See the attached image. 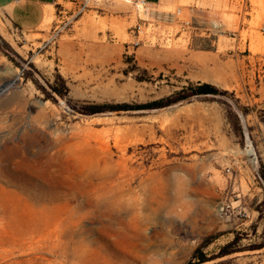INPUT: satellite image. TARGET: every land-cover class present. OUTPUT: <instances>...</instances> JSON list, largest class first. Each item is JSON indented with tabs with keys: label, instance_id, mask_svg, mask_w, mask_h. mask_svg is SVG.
Here are the masks:
<instances>
[{
	"label": "rangeland",
	"instance_id": "1",
	"mask_svg": "<svg viewBox=\"0 0 264 264\" xmlns=\"http://www.w3.org/2000/svg\"><path fill=\"white\" fill-rule=\"evenodd\" d=\"M227 1L215 28L172 25L168 35L163 14L121 31L98 12L81 25L80 5L63 0L34 32L0 25V264H264V165L248 189L233 185L239 178L228 168L199 172L190 149L198 126L185 120L190 102H214L242 142L239 114L264 117L257 88L82 113L95 103L136 106L195 82L174 66L186 37L199 50L263 54L261 0ZM136 8L141 17L148 11ZM140 23L149 38L135 36ZM40 110L46 120H30Z\"/></svg>",
	"mask_w": 264,
	"mask_h": 264
},
{
	"label": "crops",
	"instance_id": "2",
	"mask_svg": "<svg viewBox=\"0 0 264 264\" xmlns=\"http://www.w3.org/2000/svg\"><path fill=\"white\" fill-rule=\"evenodd\" d=\"M60 1L0 0V25L8 24L22 32H34L48 23L52 16L57 15ZM63 1L80 5L82 14L78 21L81 25L91 20L93 12H98L101 14L99 20L108 26L116 24L121 31L131 28L134 21L139 22L141 18L157 12L168 19L169 23H166V31H164L167 35L172 25H179L184 30L215 28L217 14L221 12L220 8L229 2L227 0H145L144 7H147L148 11H144L141 17V13L136 8L141 0H96L94 9L88 6L90 0ZM83 4L85 7L82 8ZM260 5H264L263 0L260 1ZM132 32L129 31V34L134 37L135 34ZM135 36L149 38V34L145 31ZM193 39L185 38L186 48L181 49L182 55L176 58L174 64L182 76L189 81L208 82L224 88H243L244 85L247 88H257L259 95L255 100L264 104V53L235 55L219 47L215 50H199L193 46ZM218 41L217 44H231L226 40ZM256 76L260 80L254 84ZM189 104L193 115L185 120H195L198 126L197 137L190 144V149L196 152L193 157L197 156L199 160L192 165H199V172L212 173L215 177L218 172L228 168L236 174L237 179L239 178L237 182H232L233 185L244 189L255 186L260 179L262 181L260 172L264 165V117L253 110L239 114L243 126L241 142L230 127L228 121L230 119L218 104L199 99ZM221 182L225 184V181Z\"/></svg>",
	"mask_w": 264,
	"mask_h": 264
},
{
	"label": "trees",
	"instance_id": "3",
	"mask_svg": "<svg viewBox=\"0 0 264 264\" xmlns=\"http://www.w3.org/2000/svg\"><path fill=\"white\" fill-rule=\"evenodd\" d=\"M220 88L212 83L208 82H189L188 85L175 90L168 96L158 98L149 102H145L139 105H131L129 103H95L85 106L82 113L87 115H94L104 112H121L132 110H154L162 109L173 104L190 100L194 97L200 96H215L220 93ZM229 253V252H228ZM207 261L203 259L202 262Z\"/></svg>",
	"mask_w": 264,
	"mask_h": 264
},
{
	"label": "bare ground",
	"instance_id": "4",
	"mask_svg": "<svg viewBox=\"0 0 264 264\" xmlns=\"http://www.w3.org/2000/svg\"><path fill=\"white\" fill-rule=\"evenodd\" d=\"M140 6H142V5H140ZM11 86H13V82H12ZM15 96H17V95H15ZM18 97L19 96H17V98ZM19 102H22V100L20 99ZM29 118H30V120H46V114H44L43 110H40L39 113L36 116H32L31 115ZM69 249H70V247H69Z\"/></svg>",
	"mask_w": 264,
	"mask_h": 264
},
{
	"label": "built area",
	"instance_id": "5",
	"mask_svg": "<svg viewBox=\"0 0 264 264\" xmlns=\"http://www.w3.org/2000/svg\"><path fill=\"white\" fill-rule=\"evenodd\" d=\"M144 3H145V0H141V1H140V5H142L143 7L145 6ZM83 7H85V4H83L82 8H83ZM143 27H144V26H143V24H141V23L138 24V25L136 26V29H137L138 33H140V32L143 30ZM261 30H262V32L264 33V26L262 27Z\"/></svg>",
	"mask_w": 264,
	"mask_h": 264
},
{
	"label": "water",
	"instance_id": "6",
	"mask_svg": "<svg viewBox=\"0 0 264 264\" xmlns=\"http://www.w3.org/2000/svg\"><path fill=\"white\" fill-rule=\"evenodd\" d=\"M13 83L16 82V79L12 81Z\"/></svg>",
	"mask_w": 264,
	"mask_h": 264
}]
</instances>
